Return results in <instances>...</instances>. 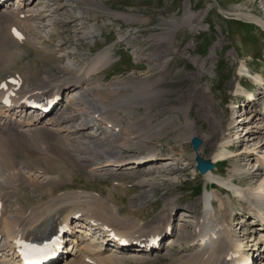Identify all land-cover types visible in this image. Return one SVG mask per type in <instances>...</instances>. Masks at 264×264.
<instances>
[{
    "label": "rangeland",
    "instance_id": "374dc122",
    "mask_svg": "<svg viewBox=\"0 0 264 264\" xmlns=\"http://www.w3.org/2000/svg\"><path fill=\"white\" fill-rule=\"evenodd\" d=\"M96 1L105 4V7L85 4L82 0H63L66 6L54 13L52 10L56 8L55 0H38L39 12L44 11L40 13V17L29 22L34 28L32 41L35 46L24 44L22 47L21 44L10 42L9 49L13 52L5 53L6 56L2 57L0 80L13 74L21 76L24 74V86L29 90L34 86L29 85L35 84L45 72L50 73L52 69L57 71L58 66L75 67L78 63L87 62L98 52L107 50L113 61L102 69L96 78L103 83L111 104L124 107L127 102L130 104L143 102L150 91L156 95L161 94L162 100L156 98L157 101L151 106L155 117L148 125H142L144 106L134 104V112L130 118L139 123V128H132L131 131L138 143L126 151L123 150L126 158L147 154L149 150L144 143L141 144V140H145V144L158 150L161 156L158 163L161 166L159 172L146 176L147 166L135 172H131L130 169L98 172L70 160L64 163L57 159L43 161L41 157L26 159L22 151L18 152L17 155L20 156L17 157L34 169L41 168L37 171L39 174L46 169L48 177L60 181V184L56 185L58 189L89 191L96 196L101 193L117 203L121 215L125 217L138 216L147 222L161 210L168 197L177 198V208L172 216V224H176L179 210L188 203L199 201L206 192V184L210 188L211 186L196 169L194 157L189 156V153L193 152L191 140L186 142L178 138L177 134L182 130L174 131L170 121L183 123L184 113L180 109L191 103L187 113L195 125L197 135L195 137L207 138L206 142L200 145L204 146L200 153L203 159H208L214 146L222 137L228 136L227 128L232 127V107L235 99L242 96L244 87L247 90L252 85L251 81L241 76L245 75L255 83L256 79L260 82L264 79V22H261L264 21V0ZM12 7L10 4L6 9ZM115 12L127 14L131 18L116 17L113 14ZM43 48L48 49V52L47 50L44 52ZM20 49H24L21 55ZM27 50H30L29 53ZM96 78L92 77V81ZM96 82L88 85V89L84 88L77 99L72 98L67 108L62 107L55 111L59 113L75 106L78 112H83L84 102L88 103L85 92ZM238 82L241 84L240 87L237 85ZM115 84L119 86L118 95L110 94L109 87ZM74 87L72 85L65 88L62 98ZM139 93H142V96H138ZM55 106L59 108L61 103L58 102ZM118 112L123 114L122 108H119ZM45 117L43 115L40 121H45ZM166 117L170 119L167 124L163 122ZM214 119H218L220 123L216 125V138L209 140ZM125 121L126 119L123 120L124 123ZM80 122L76 120L73 127L78 129ZM50 133L52 132L46 134L53 135ZM238 133L239 130L236 134ZM32 138V133L25 131L13 136L11 141L17 144L24 140L22 144L20 143L21 149L28 154L48 150L47 145L38 137ZM230 138L233 141L230 149L234 156L223 164L217 163L218 169L214 171V176H227L228 168L236 161L241 167L247 168L245 165L249 156L256 157L253 150L245 159L239 156L238 151L243 144L235 142L232 136ZM112 140L111 136L109 144L114 147L117 142ZM259 146L260 153H264L263 142H260ZM220 151L224 150L220 148ZM45 154L49 153H43ZM167 158L172 160L168 161ZM157 161L159 162V159ZM169 164L171 167L166 169ZM61 167L62 170H59ZM249 169L248 175L236 176L241 186L245 187L255 182L252 173L254 168L249 166ZM37 172L33 176L39 175ZM43 176L44 174L40 178ZM146 181L153 182L156 187L145 186ZM12 186L20 187L17 192L21 194L22 200L35 202L40 198L36 187L22 183ZM248 198L251 201L254 199L249 195ZM233 204L234 210L238 213L241 201L236 202L233 199ZM197 206L201 208L199 202ZM189 226L193 228L190 224ZM177 229L176 235L181 232H177ZM166 238L167 236H162L157 242L158 251L165 253L163 246L171 244L173 255L163 254L154 263L145 264H180L184 241L176 239L169 242ZM69 250L73 251L70 248L67 253ZM111 250L109 249L108 253H111ZM65 259L67 255L59 258L58 263L62 264ZM89 260L94 263V260ZM101 261L97 263L100 264L103 262ZM116 261L120 262L114 258L113 264ZM257 262L255 260L254 264H258ZM128 264L143 263L134 261Z\"/></svg>",
    "mask_w": 264,
    "mask_h": 264
},
{
    "label": "bare ground",
    "instance_id": "6f19581e",
    "mask_svg": "<svg viewBox=\"0 0 264 264\" xmlns=\"http://www.w3.org/2000/svg\"><path fill=\"white\" fill-rule=\"evenodd\" d=\"M82 1L85 4L105 7V4L100 1ZM54 5H56V8L52 10L54 13L66 6L63 0L61 2L55 0ZM37 6L38 0H22L17 7L7 10L6 3H0V62L4 55L6 56L9 52H13L9 49L11 46L10 42H16L18 45L21 44V46L24 44L35 46L32 41L34 28L29 22L40 17V13L44 11L41 10L39 12ZM113 14L116 17L131 18L127 14L116 12ZM261 22L264 21L261 20ZM42 50L44 52L47 50L46 52H48L46 48ZM29 51L27 50L28 53ZM22 53H24V49H20L19 54L21 55ZM66 56L69 57L68 54ZM112 61L113 59L109 52L103 50L87 62L78 63L75 67L58 66L57 71L51 68L50 73L45 72L41 79L36 80L35 84L29 85L30 87L34 85L29 90L25 89L26 87L24 86V74L23 76L13 74L9 78L0 80V85H2L0 87V264H22L21 245L17 244L18 240L26 244H33L44 239H51L56 249L62 246L64 241H70L69 246L65 249L71 248L73 251L71 253L65 251L67 259L62 264H98L97 261L99 262V260L103 261L100 264H113L114 258L120 260L119 263L116 261L115 264H128L134 261L145 264L147 262L154 263L163 254L166 256L173 255L171 244L163 246L165 253H160L158 244L155 241L161 237L159 234L164 226L171 223L173 212L178 204L177 198L168 197L164 201L161 210L147 222L138 216L125 217L121 215L118 204L110 198L104 197L101 193L96 196L89 191H64L60 188L58 189L56 185H59L60 181L48 177L46 169L39 174L37 171L41 168L34 169L30 164L18 158L20 155H17L18 152L22 151L26 159L41 157L43 161L57 159L64 163L70 160L75 162V164L88 166L98 172L121 171L123 169H130L131 172H135L147 166L146 171L148 174L146 176L158 173V169L161 167L158 164L161 161V156L158 150L152 146H147L144 142L145 140H141V144L143 145L144 143L149 150L147 154L126 158L123 150L126 151L127 148L138 143V141H135L131 131L132 128H139V123L132 121L130 118V115L134 112V104L144 106L145 112L143 113L142 125H148L155 117L151 106L157 101L156 98L162 100L161 94L158 93L157 96L156 93H151L152 91H150L149 96L144 97L143 102L134 104L127 102L124 107L111 104L109 96L104 91L103 83L96 76ZM92 77H95L97 82L95 80L92 81ZM94 82L96 83L92 88L89 87V91L85 90L88 103L84 102L85 105L82 106L83 112H78V108L72 106L69 110L64 109L57 113L55 110L61 109L62 106H59V108L55 105L54 108L50 106L55 103V100L59 99L65 88L74 85L75 87L67 92V104L65 106L67 108L71 100L77 99L84 88L88 89L87 86ZM256 82L260 84V80L256 79ZM237 85L240 87L241 84L238 82ZM109 90L110 94L113 95H118L120 91L119 86L116 84L109 87ZM152 94H155L156 97ZM138 96H142V93H139ZM122 100L119 99V101ZM29 103L33 106L40 104L49 109L46 113L45 121H40L41 113L43 112L40 108H38L40 113L36 114L34 118H32L33 116L22 117V114L18 116L14 114V109L25 107ZM190 104L180 109L184 113L183 123L180 124L173 121L172 123L170 121L174 131L182 130L181 133L178 132L177 137L186 142H189L196 135L195 125L187 113L189 112ZM119 108H122L123 114L118 112ZM79 115H81L80 117L93 118L92 125L90 126L81 121L78 129L73 127L76 123V117ZM242 115L246 116L240 118L246 121L243 128L245 134L240 141L243 146L241 150L239 149L238 155L245 159L253 150V154H256V157L252 158L249 156L245 165L247 168L241 167L236 161L232 162L228 168L227 176H214L217 163L223 164V162L234 156L233 151L230 148L227 149L232 141L231 135L228 134V136L222 137L221 141L214 146L208 157L214 163V169L208 170L201 175L211 186L210 190V187L206 184V193H204L202 198L215 200L216 205L208 210L205 209L206 205L202 209L198 208L197 204L201 201V198L199 201L188 203L185 207H182L179 219H185L182 220L185 222H181L180 227L177 229V232L181 231L178 234L180 236L175 234L167 238L169 242H174L176 239L184 241L185 245L182 248L183 254L180 257V264H234L238 255H241V259H239L241 262L242 260L247 261L248 257L246 254L243 255L242 249H240V254L237 253L238 241L243 239L245 243L247 240H253L252 237L255 235H264V225H260L262 220L259 219V222L257 218H254L257 211L254 210L252 213L249 207V204H254L255 206L259 204L253 203V200L251 201L248 198L250 193H253V195L261 193L264 196V167L259 169L260 164L264 165V153H260L258 149L260 142L264 144V116L255 117V120H253L251 117L252 110L246 109H244V114ZM137 117L139 118L140 116L137 115ZM124 119H126L125 123L123 122ZM169 120L166 117L163 122L167 124ZM212 123V132L208 138L209 140L216 138V125H219L220 121L214 119ZM24 127L28 129L23 130ZM25 131L32 133V139L38 137L42 143L47 145L49 151L44 150L38 154L36 153L37 155L28 154L27 151L21 149V142H24V140L20 142L21 144H13L11 141L13 136L20 135ZM46 131L52 132L53 135H47ZM111 136L113 137L112 141L117 142L114 147L109 144ZM238 136H242V132H239ZM206 139H201V145L206 142ZM254 145L256 147H253ZM203 147L192 148L193 152H190L189 156L191 155L195 159L197 155H200ZM220 148L224 151H220ZM45 152L49 154L43 155ZM158 159L159 162L157 161ZM167 159L168 161L169 159L172 160L171 158ZM93 161L94 163H92ZM93 164H95L94 167ZM249 166L252 169L254 168L252 173L254 174L253 179H255V182L245 187L243 186L244 188L242 187L241 191L234 192L230 196L224 191L223 187L236 183L238 181L236 176L248 175L250 172ZM169 167H171V164L167 165L166 169ZM59 170H62V167ZM36 172L39 175L33 176ZM43 174L44 176L40 178ZM21 183L36 187L40 193V198L35 202L22 200L21 194L17 192L20 187L12 186ZM145 186L156 187L153 182L148 183V181H146ZM233 199L236 202L241 201L239 212L251 213L250 219L245 223L244 221L242 222V232H250L249 236L242 235L240 238L235 236L232 231L234 226L232 219L237 214L233 207ZM261 199L264 200V198ZM247 201L249 202L248 204H246ZM187 216H190L195 221L193 228L189 226L187 220H191V218ZM253 218L256 223L251 225ZM69 219L73 220L72 224L86 221L94 225V231L102 235L100 237L101 241L104 239L105 234L108 236L112 234L113 240H117L116 242L119 243V249L117 250L114 246L112 250L110 249L111 253H108V249H97L92 245V243L97 242L95 236L84 238L79 235H72V232L77 231L78 228L69 226ZM87 226L88 224L84 227ZM64 228H66L65 234L61 236L60 231ZM206 228L211 231L209 233L211 235L209 236V243L201 232ZM217 231H224L227 239L219 238L212 241L214 237L212 234ZM259 239L264 243V238ZM124 244L131 246L123 247ZM89 259L94 260V263L90 262ZM250 264H254V262ZM260 264H264V261Z\"/></svg>",
    "mask_w": 264,
    "mask_h": 264
},
{
    "label": "snow or ice",
    "instance_id": "6c2138e0",
    "mask_svg": "<svg viewBox=\"0 0 264 264\" xmlns=\"http://www.w3.org/2000/svg\"><path fill=\"white\" fill-rule=\"evenodd\" d=\"M18 35V33H17ZM2 87V85H0ZM17 244L21 245V256L25 261V264H40L41 260L47 258L50 252V245H36V244H26L22 241H17Z\"/></svg>",
    "mask_w": 264,
    "mask_h": 264
},
{
    "label": "water",
    "instance_id": "95a60500",
    "mask_svg": "<svg viewBox=\"0 0 264 264\" xmlns=\"http://www.w3.org/2000/svg\"><path fill=\"white\" fill-rule=\"evenodd\" d=\"M192 146L194 149H197L201 144V139L198 137L192 138ZM195 160L197 161V168L202 172L205 173L208 169L213 167V163L208 159H203L201 156L197 155Z\"/></svg>",
    "mask_w": 264,
    "mask_h": 264
}]
</instances>
